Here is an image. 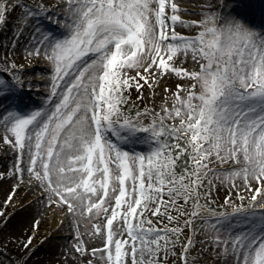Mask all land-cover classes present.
Returning <instances> with one entry per match:
<instances>
[{"label": "snow or ice", "instance_id": "6c2138e0", "mask_svg": "<svg viewBox=\"0 0 264 264\" xmlns=\"http://www.w3.org/2000/svg\"><path fill=\"white\" fill-rule=\"evenodd\" d=\"M248 7L0 0V147L12 154L0 177L13 181L0 227L27 186L61 225L71 218L55 264H209L205 249L213 264H264V22ZM21 47L46 65L38 79ZM39 224L0 255L16 242L27 264Z\"/></svg>", "mask_w": 264, "mask_h": 264}, {"label": "rangeland", "instance_id": "374dc122", "mask_svg": "<svg viewBox=\"0 0 264 264\" xmlns=\"http://www.w3.org/2000/svg\"><path fill=\"white\" fill-rule=\"evenodd\" d=\"M25 3L33 4L36 0H24ZM248 7V12L251 20L254 23L264 22V0H244ZM19 21H12L9 24L10 28H15ZM12 36V32H8V37ZM25 36L21 38L20 43L23 45ZM6 37L3 31H0V58L4 55L3 42ZM24 52L21 47L18 49V63L23 64L26 69H32L33 71L25 72V76H33L36 79L39 77L36 73L41 72L46 65L43 63H38L36 67L30 68V65L26 60L23 59ZM25 95V100L30 104L41 105L44 92L42 89H29L28 85H24L23 89ZM12 161L11 152H5L2 147H0V170H5L10 168ZM13 186V181L11 179H5L0 177V208L4 207V201L11 192ZM227 185L220 187L219 195H216V189L213 188V195L216 196L217 202L222 203V198L226 194L225 189ZM39 192L37 189H27V186H21L16 195L17 200H21L24 203V209L21 210L19 207L16 208L15 213L11 216L8 226L6 228L0 227V243L3 242L5 237H16L19 238L23 236L25 229H30L32 222L36 219L40 220L39 230H38V240L36 243L38 247L32 252L31 256L27 259V264H55L57 258H61V252L63 246L66 244H71L72 241L69 237L72 233L69 231V224L71 223V218L61 225V212L56 211L54 208L48 207L45 200H37ZM12 206L8 207V212L12 213ZM55 213V214H54ZM21 219V220H20ZM199 223V221L197 222ZM60 224V225H59ZM61 226L64 227L61 230ZM47 236L48 239L44 243H39V237ZM199 240H203V236L197 237ZM93 246H96L93 244ZM197 248L199 245L196 246ZM7 253H12L11 257L21 256L24 253L22 247H18L16 242H13L11 247L7 250ZM193 255H195V250H193ZM205 256L209 260V264H213L215 257L213 254L208 253L205 249Z\"/></svg>", "mask_w": 264, "mask_h": 264}, {"label": "trees", "instance_id": "16d2710c", "mask_svg": "<svg viewBox=\"0 0 264 264\" xmlns=\"http://www.w3.org/2000/svg\"><path fill=\"white\" fill-rule=\"evenodd\" d=\"M12 253H7L6 255H0V260H3L5 264H17V261L11 257Z\"/></svg>", "mask_w": 264, "mask_h": 264}, {"label": "bare ground", "instance_id": "6f19581e", "mask_svg": "<svg viewBox=\"0 0 264 264\" xmlns=\"http://www.w3.org/2000/svg\"><path fill=\"white\" fill-rule=\"evenodd\" d=\"M29 64V63H28ZM30 65V68H32V67H36L37 66V64H29ZM25 85H27V83H25ZM35 87H33L32 89H34ZM21 220V219H20ZM60 225V224H59ZM64 229V227H62L61 226V230H63Z\"/></svg>", "mask_w": 264, "mask_h": 264}]
</instances>
